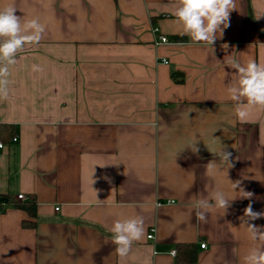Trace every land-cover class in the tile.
Returning <instances> with one entry per match:
<instances>
[{
	"label": "crops",
	"instance_id": "1",
	"mask_svg": "<svg viewBox=\"0 0 264 264\" xmlns=\"http://www.w3.org/2000/svg\"><path fill=\"white\" fill-rule=\"evenodd\" d=\"M235 2L212 48L180 35L176 0H0L45 25L0 100V264H240L254 242L239 217L250 202L264 211V109L238 119L228 61L264 64V0ZM225 146L234 166L209 176ZM217 189L231 207L198 221L192 198ZM135 215L144 236L120 257L109 229ZM189 244L197 261L178 263L170 252Z\"/></svg>",
	"mask_w": 264,
	"mask_h": 264
},
{
	"label": "clouds",
	"instance_id": "2",
	"mask_svg": "<svg viewBox=\"0 0 264 264\" xmlns=\"http://www.w3.org/2000/svg\"><path fill=\"white\" fill-rule=\"evenodd\" d=\"M176 4L174 16L175 22L181 27L180 35L188 36L193 43H203L212 48L218 38L222 39L224 30L230 26V13L236 9L235 0H176ZM16 12L13 5L0 8V100L9 98L10 67L18 63L17 54L23 52L26 46L38 45L45 32V25L37 18L23 19ZM221 47L227 50L229 46L225 43ZM228 64L236 75L226 87L227 99L234 103L235 115L243 122L253 109H264V64L255 60L243 65L236 60H229ZM42 70L38 65L32 66L33 72ZM197 143L194 136L188 145L193 154L199 152ZM214 155L219 162L210 160L207 163L206 172L209 176L225 169L228 172L234 166L233 154L226 146ZM230 184L231 190L239 194V199L251 201L253 193L246 191L240 180L230 181ZM233 200L235 198L230 200L224 191L217 189L207 197L194 196L191 208L198 221L207 222L208 216L216 210H223L225 214ZM260 218H264V211H254L251 202L239 217L248 238L254 242L241 256L240 264H264V226L250 223ZM109 231L111 241L116 246V254L125 257L133 243L142 240L144 219L140 215L118 218Z\"/></svg>",
	"mask_w": 264,
	"mask_h": 264
},
{
	"label": "trees",
	"instance_id": "3",
	"mask_svg": "<svg viewBox=\"0 0 264 264\" xmlns=\"http://www.w3.org/2000/svg\"><path fill=\"white\" fill-rule=\"evenodd\" d=\"M172 77L176 83L184 82L183 74L173 73ZM24 208L27 209L31 214H34V204H28V206H25ZM31 225V223L28 224V226ZM175 252L176 254L174 257L178 263H195L197 261L198 251L195 244L179 245L176 247Z\"/></svg>",
	"mask_w": 264,
	"mask_h": 264
},
{
	"label": "built area",
	"instance_id": "4",
	"mask_svg": "<svg viewBox=\"0 0 264 264\" xmlns=\"http://www.w3.org/2000/svg\"><path fill=\"white\" fill-rule=\"evenodd\" d=\"M153 32H154L157 36H159L158 40L155 42V45H156V46H160V45H163V44H169V43H170L169 39H168L166 36H163V35L160 34L159 29H158L157 27H154V28H153ZM13 141H14V142H17L18 139H17V138H13ZM3 147H4V144H3L2 142H0V148H3ZM17 199L20 200V201H25V200H26V196H25L24 194H20V195H18ZM56 210L58 211L59 208H56ZM155 232H156L155 228H152V229L149 231V234H148L147 238H148L149 240L154 239V237H155ZM205 247H206V244H201V248H202V249H204ZM170 253H171V255H173V256H175V254H176L175 250H172Z\"/></svg>",
	"mask_w": 264,
	"mask_h": 264
}]
</instances>
